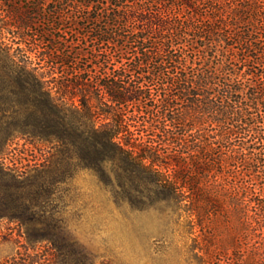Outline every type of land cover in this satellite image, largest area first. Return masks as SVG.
<instances>
[{"label":"trees","instance_id":"obj_1","mask_svg":"<svg viewBox=\"0 0 264 264\" xmlns=\"http://www.w3.org/2000/svg\"><path fill=\"white\" fill-rule=\"evenodd\" d=\"M17 138L48 149L7 164ZM77 168L161 217L156 262L264 263V0H0V264H96Z\"/></svg>","mask_w":264,"mask_h":264},{"label":"rangeland","instance_id":"obj_2","mask_svg":"<svg viewBox=\"0 0 264 264\" xmlns=\"http://www.w3.org/2000/svg\"><path fill=\"white\" fill-rule=\"evenodd\" d=\"M7 36L10 38V35ZM21 46L37 60L35 51L30 52L29 44L22 43ZM47 149L41 142L17 138L11 152L5 155V162L10 165L15 163L19 167L31 164L39 161ZM63 188L67 194L69 208L81 215L79 220L73 221L75 234L83 245L97 255L96 264H164V260H161V263L156 262L150 254V251H153V236H156V228L162 222L160 216L151 212H135L127 206H118L109 189L99 182L91 170L77 168ZM11 230L13 233L10 237ZM0 234L4 236L0 239V261L24 252V240L17 235L14 223L0 220ZM148 236H152V239ZM46 247L45 243L39 244L36 251H44ZM36 251L31 250L30 253ZM175 258L171 255L166 259L168 262H175ZM183 259L181 256L182 262ZM246 264L257 263L250 260Z\"/></svg>","mask_w":264,"mask_h":264}]
</instances>
